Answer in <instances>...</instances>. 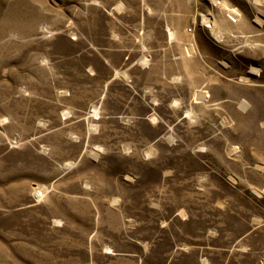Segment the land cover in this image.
I'll return each instance as SVG.
<instances>
[{
	"label": "rangeland",
	"instance_id": "374dc122",
	"mask_svg": "<svg viewBox=\"0 0 264 264\" xmlns=\"http://www.w3.org/2000/svg\"><path fill=\"white\" fill-rule=\"evenodd\" d=\"M0 264H264V0H0Z\"/></svg>",
	"mask_w": 264,
	"mask_h": 264
},
{
	"label": "bare ground",
	"instance_id": "6f19581e",
	"mask_svg": "<svg viewBox=\"0 0 264 264\" xmlns=\"http://www.w3.org/2000/svg\"><path fill=\"white\" fill-rule=\"evenodd\" d=\"M203 21H207V18L206 17H203ZM216 33V32H215ZM221 34V33H220ZM218 37V36H217ZM44 195V191L43 190H39V197H42Z\"/></svg>",
	"mask_w": 264,
	"mask_h": 264
}]
</instances>
